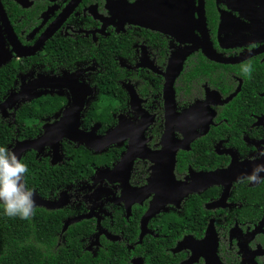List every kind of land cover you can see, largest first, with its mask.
<instances>
[{
	"label": "flooded vegetation",
	"instance_id": "flooded-vegetation-1",
	"mask_svg": "<svg viewBox=\"0 0 264 264\" xmlns=\"http://www.w3.org/2000/svg\"><path fill=\"white\" fill-rule=\"evenodd\" d=\"M7 72L0 104L23 95L0 109L18 132L13 148L47 135L23 163L31 154L35 170L65 171L77 154L94 157L89 170L43 192L25 176L52 202L36 208L64 215L60 234L79 227L85 251L115 261L110 251L122 244L129 264H146L138 245L159 240L164 264H186L211 227L216 264H264V183L238 180L264 164V0H0V73ZM43 97L59 101L44 115L30 110L26 121L38 133L25 137L18 112ZM79 100V124L68 129L75 119L61 120ZM113 129L117 141L105 150L88 146ZM183 241L189 246L176 250Z\"/></svg>",
	"mask_w": 264,
	"mask_h": 264
},
{
	"label": "trees",
	"instance_id": "trees-1",
	"mask_svg": "<svg viewBox=\"0 0 264 264\" xmlns=\"http://www.w3.org/2000/svg\"><path fill=\"white\" fill-rule=\"evenodd\" d=\"M11 75L0 73V100L7 94ZM57 101L49 97H43L31 104L25 105L18 112L19 127H23L25 137L35 136L38 133L37 126L29 123L30 110L34 109L40 115L49 112ZM108 115H99L95 111L93 118L106 120ZM105 124V123H104ZM18 135L15 126L9 125L0 119V147L10 150L15 144ZM78 164L72 165L63 171L59 167H52L46 171L35 170V162L31 161L32 155H28V172L25 174L27 180L35 177V184L50 188V185L61 181H69L72 177L80 175L84 167L90 169L89 163L93 156L86 153L77 154ZM26 160V159H25ZM85 162L86 164H82ZM87 172V171H86ZM64 215L60 211H52L45 208H36L35 215L30 219L9 217L4 212V206L0 204V264H129L130 251L122 244L114 246L110 251L118 255L117 261L110 260L108 253H100L97 256L85 251L82 246L81 236L76 232L79 227L71 226L65 233L60 234ZM80 224V223H79ZM159 240H144L138 245L137 250L142 251L146 257V264H164L159 256ZM158 245H157V244Z\"/></svg>",
	"mask_w": 264,
	"mask_h": 264
},
{
	"label": "water",
	"instance_id": "water-1",
	"mask_svg": "<svg viewBox=\"0 0 264 264\" xmlns=\"http://www.w3.org/2000/svg\"><path fill=\"white\" fill-rule=\"evenodd\" d=\"M145 2H142L139 5V9H140V15L142 17V23L147 24V20L144 19V14H145ZM23 95H17V94H13L11 95L4 103L0 104V109L3 111H6L7 107L12 108L14 106V104L20 99L22 98ZM12 103V105H10V103ZM78 107L76 109H67L65 112L64 117L61 120V123H63L67 117L69 118L70 116L73 117L75 119V123H68V129L72 128L73 126L79 124V120H80V112L83 109V105H84V100H79L78 102ZM68 113V116H67ZM67 127V126H66ZM117 130L118 129H113L110 130L109 132H107V134L103 135V136H95L94 132H90L88 133L89 135H91V137L94 135V138H91L90 140H87V144L89 147H91L92 149H96L99 151L105 150V148H107L109 145H111L112 143L116 142L117 139H115V136L117 134ZM46 136H43L39 139H35V140H24V141H19L16 143L15 147L13 148V152L17 155V157L21 160L24 152L30 148H37L39 150H42L43 146V141L46 139ZM60 135H54L50 137V141L52 142V144H54V149H55V158L57 156L60 155L59 151V138ZM79 141V140H77ZM134 156L132 154H127L126 157L124 158V160H128L131 159L133 161ZM109 171V170H108ZM110 172V171H109ZM34 200H35V205H46V206H51L52 202L50 201H45L42 200L40 197H38L37 195H34ZM159 206H157V204L155 206H152L150 211L148 212V214L146 215V222L143 225V229L144 227L147 225V220L149 218H151L155 212H157L159 210ZM82 217H76V218H72L70 219L67 223L65 228H67L69 226V224L76 222L78 220H80ZM213 234L215 235V232L213 230V228H209L206 237L203 240L200 241H195V245L192 246L193 248V255L191 256V258L186 261V264H191L195 261L198 260V258L201 255H205L207 257V264H211V263H217L220 261L218 260V256L216 253V248H217V241L215 240V237H213ZM144 236V233L142 232L141 235V241L142 238ZM140 241V242H141ZM189 245H185V241H183L178 248H176V250H178L179 248H183V247H188ZM191 247V246H190ZM141 259H136L134 261V264H141Z\"/></svg>",
	"mask_w": 264,
	"mask_h": 264
},
{
	"label": "clouds",
	"instance_id": "clouds-1",
	"mask_svg": "<svg viewBox=\"0 0 264 264\" xmlns=\"http://www.w3.org/2000/svg\"><path fill=\"white\" fill-rule=\"evenodd\" d=\"M244 71L250 72L251 66H245ZM260 155L264 156V153ZM27 172V165L12 150L0 147V204L9 217L30 219L35 215V193L26 186ZM261 173H264V164L256 165L250 174L238 177V180L253 184L264 183Z\"/></svg>",
	"mask_w": 264,
	"mask_h": 264
}]
</instances>
